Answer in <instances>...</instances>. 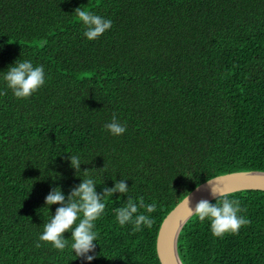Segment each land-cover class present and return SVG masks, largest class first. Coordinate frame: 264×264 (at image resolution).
I'll list each match as a JSON object with an SVG mask.
<instances>
[{
	"label": "trees",
	"instance_id": "1",
	"mask_svg": "<svg viewBox=\"0 0 264 264\" xmlns=\"http://www.w3.org/2000/svg\"><path fill=\"white\" fill-rule=\"evenodd\" d=\"M78 7L112 27L87 40ZM17 60L45 71L27 99L4 81ZM114 114L120 136L104 127ZM103 168L98 194L121 181L129 191L104 201L91 264H161L160 226L187 193L264 172V0H0V264H88L71 232L63 251L39 236L60 207L44 209L49 192L67 199L83 171ZM129 197L156 202L151 228L118 224ZM228 198L251 223L219 239L193 216L178 239L183 264H264V192Z\"/></svg>",
	"mask_w": 264,
	"mask_h": 264
},
{
	"label": "clouds",
	"instance_id": "2",
	"mask_svg": "<svg viewBox=\"0 0 264 264\" xmlns=\"http://www.w3.org/2000/svg\"><path fill=\"white\" fill-rule=\"evenodd\" d=\"M75 17L82 23L85 31L84 36L89 41L98 39L102 34L112 27V21L99 15H95L85 8L78 7L74 11ZM7 90H11L17 99H27L36 93L45 83V71L43 66H34L31 61L17 60L14 66H10L4 75ZM6 94V93H4ZM105 129L112 136H120L126 131V126L121 125L115 116L112 122L105 124ZM70 166L76 174L81 173V158L78 155H68ZM105 168V166H104ZM85 170L82 173L84 178L78 187H74L70 194L65 198L60 188H53L45 199V208L48 211L52 205H60L49 221L44 223L43 232L39 236V241L43 244H50L55 249L63 251L69 246V240L64 238V233L71 232L70 248L75 253V258L83 257L88 264L95 258L88 253L94 251L98 234L94 230L95 222L104 213L106 204L104 201L119 193L126 195L129 188L124 182H115L114 187H105L103 192L98 194V185L93 178L95 171L104 170ZM211 186V195L217 198L215 204L207 200H200L195 207L191 206L190 194L182 201L187 207L190 215L198 218L203 223L205 220L210 222L211 234L214 238L223 239L226 235H238L242 227L248 226L251 221L245 216L240 215L246 212V208L241 207L239 199H229L228 193L218 190L213 180H208ZM140 209H144L141 212ZM157 210L155 201L145 203L143 197L133 199L129 197L127 203L116 208L115 219L123 227L126 224L133 226V232L142 230V226L151 228L154 219L151 213ZM78 221V223H77ZM42 243H36L35 247L40 248Z\"/></svg>",
	"mask_w": 264,
	"mask_h": 264
},
{
	"label": "water",
	"instance_id": "3",
	"mask_svg": "<svg viewBox=\"0 0 264 264\" xmlns=\"http://www.w3.org/2000/svg\"><path fill=\"white\" fill-rule=\"evenodd\" d=\"M210 180H213L218 190L228 195L246 191L264 192V172L260 171L234 172ZM216 199L211 195V186L207 182L202 183L190 193L193 208L200 200L211 203ZM182 201L166 216L160 226L157 236V254L161 264H183L178 254V239L182 229L193 215L189 214Z\"/></svg>",
	"mask_w": 264,
	"mask_h": 264
}]
</instances>
